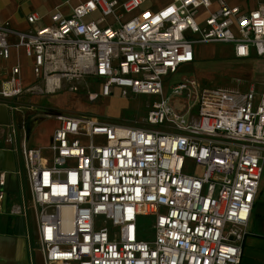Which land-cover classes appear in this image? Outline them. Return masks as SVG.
<instances>
[{"label":"built area","instance_id":"obj_1","mask_svg":"<svg viewBox=\"0 0 264 264\" xmlns=\"http://www.w3.org/2000/svg\"><path fill=\"white\" fill-rule=\"evenodd\" d=\"M146 1L76 0L47 23L28 13L23 30L0 22V58L22 48L36 92L94 76L103 96L120 87L159 97L144 127L57 113L48 144L31 146L23 124L8 125L2 140L21 155L42 264L240 262L263 171L264 89L197 88L188 77L166 94L165 81L198 44L264 58V0L247 11L226 0H168L154 10ZM24 91L17 61L0 96ZM184 94L179 111L171 100ZM141 216H151L150 238L141 237Z\"/></svg>","mask_w":264,"mask_h":264},{"label":"rangeland","instance_id":"obj_2","mask_svg":"<svg viewBox=\"0 0 264 264\" xmlns=\"http://www.w3.org/2000/svg\"><path fill=\"white\" fill-rule=\"evenodd\" d=\"M149 2L157 7L165 0H148L147 3ZM127 15L124 14L123 18ZM91 18L92 16H87L85 20ZM188 77L196 81L197 88L247 89L251 83H255L257 87L264 89V58L256 55L239 58L234 55L231 46L224 43L198 44L195 47L194 59L167 76L165 93L169 94L172 84ZM100 82L101 80L94 76H85L69 82L63 79L61 87L49 93L36 92L35 82H28L25 90L29 99L26 101L35 104L33 97L40 96V105L47 110L41 113L52 116L63 113L92 117L101 123L147 126L145 117L149 104L159 98L158 96L123 92L120 87H114L109 95L103 96L100 94ZM70 86L74 89L71 90ZM171 103L179 111L185 110L188 103L186 94L173 98ZM255 204L257 207H253V212L255 210L261 214V229L264 231V162ZM258 216L261 217H256ZM150 221L151 216L139 217L142 238H150L153 234ZM257 221L259 222L260 218ZM247 230L251 234L247 235L243 242L240 264H264V239L260 233H256L257 225L254 226L252 221H249Z\"/></svg>","mask_w":264,"mask_h":264},{"label":"crops","instance_id":"obj_3","mask_svg":"<svg viewBox=\"0 0 264 264\" xmlns=\"http://www.w3.org/2000/svg\"><path fill=\"white\" fill-rule=\"evenodd\" d=\"M147 1L142 6L143 9L154 10L158 7L153 6L150 2L147 3ZM226 1L229 4L239 5L243 11L254 8L258 2V0ZM75 3L76 0H0V22L7 20L12 27L23 30L28 27L26 21L28 13L37 12L47 23L50 13L59 11L67 15ZM228 45L231 46V44ZM17 61L21 67L25 88L28 82H34V78L31 72V61L25 56L22 48L12 49L10 57L6 60L0 58V80L5 78L9 67ZM28 74L31 76L29 77ZM258 88L263 90V87L259 86ZM27 96L26 91L17 100L0 96V181L2 180L1 175H3V184L0 183V264L43 263L42 254L37 247L35 213L30 203V193L21 155L18 150L10 149L2 140V137L6 135L8 125L12 122L16 123L20 130L23 124L27 142L31 146L46 145L51 140L58 120L55 115L41 113V111L45 113L47 110L40 105V96L33 97L38 105L26 101L29 99ZM15 103H19L21 106L16 110H11L10 105ZM253 207H257L255 202ZM255 215L261 216L259 212L255 210L253 212L252 209L249 221H252L254 226L257 225L258 232L256 233H260L264 239V231L261 229L262 216L256 217ZM258 218L260 221L257 223Z\"/></svg>","mask_w":264,"mask_h":264}]
</instances>
